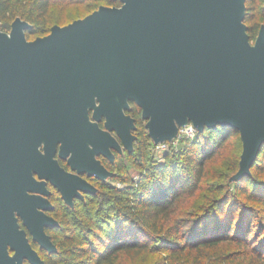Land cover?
Segmentation results:
<instances>
[{
  "label": "water",
  "instance_id": "obj_1",
  "mask_svg": "<svg viewBox=\"0 0 264 264\" xmlns=\"http://www.w3.org/2000/svg\"><path fill=\"white\" fill-rule=\"evenodd\" d=\"M119 1L33 40L18 17L9 32L0 25V264H44L31 243L56 251L45 182L68 204L94 194L80 174L105 180L112 174L95 155L131 151L130 103L155 146L188 125L236 130L230 181L251 175L264 145V29L251 43L246 0Z\"/></svg>",
  "mask_w": 264,
  "mask_h": 264
},
{
  "label": "trees",
  "instance_id": "obj_2",
  "mask_svg": "<svg viewBox=\"0 0 264 264\" xmlns=\"http://www.w3.org/2000/svg\"><path fill=\"white\" fill-rule=\"evenodd\" d=\"M103 1V6H120L119 0ZM256 2L246 0L244 23L250 41L256 38L260 24L254 23ZM50 3L0 0L1 30L18 15L31 25L27 38L45 23ZM260 9L264 26V5ZM130 105L136 138L124 156L139 169L138 180L127 178L122 156L111 169V178L119 179L123 187L107 182L95 195L75 200L72 207L55 201L53 217L58 226L46 232L56 251L47 253L33 243L44 263L115 264L123 256L157 254L151 264H264V222H257L252 230L258 212L248 204L264 205V189L257 186L262 181L256 176L264 174V145L250 168L251 175L238 181L230 177L238 169L241 141L230 127L205 128L185 147L170 149L158 161L150 154L154 144L140 109ZM216 163L223 172L216 169ZM211 177L217 186H208ZM231 245L233 249H228Z\"/></svg>",
  "mask_w": 264,
  "mask_h": 264
},
{
  "label": "rangeland",
  "instance_id": "obj_3",
  "mask_svg": "<svg viewBox=\"0 0 264 264\" xmlns=\"http://www.w3.org/2000/svg\"><path fill=\"white\" fill-rule=\"evenodd\" d=\"M29 0H27L28 2ZM106 5V1L103 0H51V3L48 7V13L46 17L45 23L39 25L36 29V31L33 34H30L27 36L28 40H33L36 37H42L48 34L49 32V27H51L54 24H59V25H65L72 20H75L77 18H82L89 13H91L93 10L97 9L99 6ZM264 5V0H257V2L254 5V10L253 12L255 13L256 17L254 18V23L258 22V29H260V26L262 25L261 23V18H260V11ZM18 17V15L14 16ZM13 19L9 20L6 24H3L2 30L4 32H9L10 30V23L12 22ZM259 31V30H258ZM255 40V39H254ZM250 41L251 43L254 42ZM193 138L189 137H184V138H177L171 143H163L162 145H166V147L162 150L160 149V145H154V147H150V154L154 157L155 160L161 161L163 159L164 153L167 151H170V149L177 150V149H182L189 143V140ZM171 145V146H170ZM171 147V148H170ZM124 163L126 165V174L127 178L131 177L133 181H137L139 178V169L135 167L131 159H128L124 156ZM220 162V161H218ZM216 169L221 170V165L219 163H216ZM223 172V171H222ZM235 172V171H234ZM255 172V171H254ZM214 171L211 172L213 175ZM256 173V172H255ZM233 174V173H232ZM231 174V175H232ZM257 177L260 178L261 183H259L257 186L258 188L264 189V174H257ZM106 180L110 185L115 186L117 188L123 187V182L119 181V179H112L111 177L107 176ZM128 182V181H126ZM124 182V183H126ZM208 186H212L214 183L217 186V182L215 181V178L211 177L208 179ZM221 183V182H220ZM224 182H222L223 184ZM214 184V185H215ZM215 186V187H216ZM233 192V187L230 188ZM251 189V188H249ZM251 191V190H250ZM213 195V194H212ZM256 195V194H255ZM254 195V196H255ZM242 196L239 194H236V198L241 199ZM249 205L255 207L257 210L258 217L253 216L252 220V230L255 228L257 225V222H264V205L256 202V201H249ZM235 205V204H234ZM237 205V204H236ZM228 249H233L232 245L231 247H228ZM157 254H150V255H145V256H140L136 258H131L127 256L120 257L118 260H116L115 264H151L152 260L157 258Z\"/></svg>",
  "mask_w": 264,
  "mask_h": 264
},
{
  "label": "flooded vegetation",
  "instance_id": "obj_4",
  "mask_svg": "<svg viewBox=\"0 0 264 264\" xmlns=\"http://www.w3.org/2000/svg\"><path fill=\"white\" fill-rule=\"evenodd\" d=\"M261 27H263V29H264V26H263V25L260 26V29H261ZM260 29H259V31H260ZM259 31H258V33H259ZM258 33H257V35H258ZM257 35H256V36H257ZM131 107H132V106L130 105V109H129L128 111H126V114L129 115V116H131V117L134 119V117H133V115H132V109H133V108H131ZM88 116H89L90 120H91L92 122H94V121L91 119V116H92V110H90V111L88 112ZM96 123L98 124V126H99L101 129H104V126H103V124H104V118H101L99 121H96ZM110 135H111V136L116 140V142H118V144L120 145V141H119V139H118L116 133H115L114 131H112V132H110ZM133 143H134V142H133ZM89 147L91 148V146H89ZM132 148H133V144H132ZM131 150H132V149H131ZM108 151H109V153H110L109 156L104 155V154H102V153H97V154L95 155V159H96L97 161H99L100 164L103 165L109 173H111V169L115 167V164L117 163V161L119 160V158L122 157V156H124V154H125L126 152H128L129 150H128V149H125L123 146H121L119 149H115L114 147H110V146H109V147H108ZM55 159L58 161L59 166H60L61 168H63L66 172H70V171H71V170H70V166L68 165V160H67L68 157H66V158H64V159H61V158L58 157V154L56 153V154H55ZM80 176H81L82 178H84V179H85L90 185H92V186L95 188L96 192H95L94 194H85V193H81V197H74L73 200H72V203H71V204L66 203V202L62 199L60 192H59L56 188H54V187H53L48 181L45 182V187H46V189L49 191L48 195L46 196V199H47V200L50 202V204L52 205V209H51V210H49V211H45V213H46L47 215H49L50 217L54 218V217H53V213H54V211H55V209H56L55 201H59V200H60V201H61L64 205H66L67 207H72L73 204H74V202H75V200H81V201H83V200H85V198H86L88 195H95V194L98 192L99 186H100V185H103V184H105V183H107V180H106V179H105V180H102V179H96L95 177H88V176L86 175V173H82V174H80ZM34 177L36 178V175H34ZM57 223H58V222H57ZM21 228H23V227L21 226ZM54 228H55V227H54ZM23 229H24V228H23ZM27 236H28V238L30 239V237H29L28 234H27ZM31 244H32V247L35 249V245H34L33 243H31ZM11 254H12V252H11ZM23 264H29V263H28L27 260H23ZM44 264H45V263H44Z\"/></svg>",
  "mask_w": 264,
  "mask_h": 264
},
{
  "label": "built area",
  "instance_id": "obj_5",
  "mask_svg": "<svg viewBox=\"0 0 264 264\" xmlns=\"http://www.w3.org/2000/svg\"><path fill=\"white\" fill-rule=\"evenodd\" d=\"M196 132L194 130V128L191 125H188L187 127L181 128L179 129L178 132V137L179 138H184V137H189V138H193L195 136ZM166 147V145H160V149H164Z\"/></svg>",
  "mask_w": 264,
  "mask_h": 264
}]
</instances>
